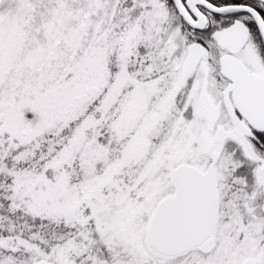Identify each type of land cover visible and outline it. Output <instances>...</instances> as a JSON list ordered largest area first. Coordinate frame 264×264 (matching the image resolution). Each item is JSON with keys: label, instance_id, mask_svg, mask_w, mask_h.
Masks as SVG:
<instances>
[{"label": "snow or ice", "instance_id": "6c2138e0", "mask_svg": "<svg viewBox=\"0 0 264 264\" xmlns=\"http://www.w3.org/2000/svg\"><path fill=\"white\" fill-rule=\"evenodd\" d=\"M0 264H264V0H0Z\"/></svg>", "mask_w": 264, "mask_h": 264}]
</instances>
